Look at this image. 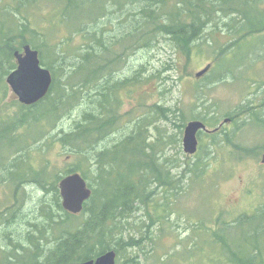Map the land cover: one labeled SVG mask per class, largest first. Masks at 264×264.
Wrapping results in <instances>:
<instances>
[{"label":"rangeland","instance_id":"1","mask_svg":"<svg viewBox=\"0 0 264 264\" xmlns=\"http://www.w3.org/2000/svg\"><path fill=\"white\" fill-rule=\"evenodd\" d=\"M11 1L3 0L0 7ZM256 1L264 8V0ZM59 5L56 0L40 1L31 16L40 32L37 41H43L41 35L47 36L48 47L43 49L46 61L52 54L57 56L54 70L59 86L50 95L58 105V111L53 112L56 115L23 126L24 105L7 83L8 76L0 81V131L13 125L12 135L19 138V148L11 152L7 143L10 136L0 134V158L5 160L10 155L0 166V259L7 247L30 248V239L36 242L38 238L45 250L54 246L59 233L51 230L43 206H51L50 219L54 221H60L63 213L52 206L53 188L48 183L76 165L81 166V175V170L87 172L88 184L96 186L98 181L94 159L85 162L60 143L64 133L73 131L84 114L94 109L96 89L95 84L85 83L87 71L74 74L83 61L80 48L84 42L79 35L70 39L69 24L60 23ZM218 12L189 55L166 37L153 47L124 52L123 44L117 42L115 55H110L113 60L120 58L112 67L114 74L112 69L105 78L108 93L116 94L118 100L113 105L119 123L99 147L110 148L142 130L147 144L162 141L156 156L160 163H166L172 176L168 187H152L155 193L149 204L141 205L129 224L124 223L122 236L126 240H139L148 230L152 239L144 240L141 248L122 251L121 263L134 258L140 264H234L231 253L224 252L216 241L217 226H236L242 217L264 213V122L260 121L264 119V33L238 41L240 36L231 35L227 26L240 23V17ZM123 19L125 12L118 8H111L108 17L100 19L104 25L99 28H103L111 46L123 32ZM208 66L209 71L198 78L197 74ZM123 81L126 85H116ZM161 108L167 119L157 114ZM192 121L203 122L211 132H200L198 152L188 155L183 139ZM215 133L216 142L209 136ZM227 135L230 143L225 142ZM23 137H28L31 145L25 163L37 172L44 171L46 190L35 181L23 182ZM88 157L96 156L92 152ZM198 162L206 168L201 178L195 176V170H189V165ZM167 203L165 221L152 222L151 217H156ZM82 221L73 222L80 225ZM243 230L254 233L249 227ZM252 235L232 229L226 238L233 245L241 244L248 256L253 247H258L260 262L264 260V226Z\"/></svg>","mask_w":264,"mask_h":264},{"label":"trees","instance_id":"2","mask_svg":"<svg viewBox=\"0 0 264 264\" xmlns=\"http://www.w3.org/2000/svg\"><path fill=\"white\" fill-rule=\"evenodd\" d=\"M2 1L0 0V5ZM40 1L47 0H12L11 3L0 7V81H4L5 77L17 68L14 55L18 51L22 52L25 45H30L39 52L41 64L46 66L53 75V84L49 94L34 106H23V126L29 124L31 120H34L36 124L41 123L42 119L48 118L47 116L54 117L53 112L58 111L57 103L54 98L51 101L50 97L59 86L57 72L54 70L57 56L52 54L50 61H46L43 49L48 47L47 36L41 35L43 41H39L40 43L37 41L40 32L33 26L31 17ZM56 1L60 3V23H67L70 26V39L79 35L84 42L80 48L83 51L80 55L83 61L74 74L87 71L84 77L85 83L95 84L96 89L94 109L84 114L73 131L64 133L60 138V143L69 148L74 155L82 156L85 162H91L94 159L98 181L96 186L88 184L92 189V197L85 203L82 213L73 215L64 211L58 186L65 177L78 173L81 166L70 167L63 177L59 175L52 183H48L47 179L42 177L44 171H39V173L36 169H32L30 163H25L30 158L31 145L28 137H23V182L35 181L45 190L44 183H48L47 185L53 188L52 206L58 208L60 213H63V217L60 221L50 219L52 217L49 210L51 206L44 204L43 212L46 213L49 224H52L51 230L53 233H59L55 238L54 246L45 250L41 247L38 238L36 242L30 239V248L25 249L20 246L21 250L17 247H7L6 251L3 249L5 255L0 259V264H79L95 260L111 250L117 253V264H138L139 262L134 258L121 263L122 251L128 248H141L144 240L152 239L151 233L148 230L139 240L131 237L126 240L122 236L124 227L129 224V219L133 218L141 205L146 206L152 200L151 197L155 193L152 187H168L172 176L165 166L166 163H160V159L156 156L162 141L147 144L142 130L138 133L133 132L123 140L115 142L110 148L99 147L115 132L119 123L117 108L113 105L118 100L116 94L108 93V81L105 79L112 71V67L119 63V57L116 60L110 58L112 53L115 55L114 46L117 42L123 44V52L137 48L144 49L153 47L160 38L166 37L178 50L189 55L194 43L203 36L208 25L214 22L213 15L216 12H222L226 16L232 15L235 18L240 17L243 23L240 21L237 25L227 26L231 35L240 36L239 41L250 34L264 33V8L256 0ZM111 8H118L120 12H125L126 17L121 24L123 32L117 35V41L112 46L105 38L103 28H99V25H104V22L101 24L100 21L108 17ZM124 25H126L125 29ZM65 43L64 41L61 45L64 46ZM61 60L65 62L63 57ZM118 83L126 85L127 81L117 82L116 85ZM71 88L74 89L75 86L71 85ZM64 91H66L65 88ZM161 110L162 112L157 111V114L161 118H166L164 109L161 108ZM260 121L264 122V119ZM14 127L13 125L7 126L5 131H0V134L10 136L7 143L9 148H12L11 152L14 148H19L17 147L19 138L12 135ZM209 136L216 142L218 133ZM226 141L230 143L228 135L225 138ZM92 152L96 157L89 158L88 154ZM148 152L154 154L151 155ZM5 160L0 158V166ZM19 161L21 159L17 160V163ZM201 166V162H198L193 166L189 165V170H195V176L201 178L206 172L204 170L206 168H201ZM81 172L88 181L87 172L85 170ZM58 181L59 183H56ZM167 207L169 204L161 208L156 217H151V221H165ZM81 218L83 221L78 225L76 222ZM75 220L76 222H73ZM263 226L264 213L242 217L236 226L220 223L217 226L219 229L215 238L223 246L224 252L231 253L234 264H264V260L257 261L261 256V250L258 247H253L252 255L248 256L241 244L233 245L226 238L232 229H240L245 234L256 235L257 230L262 229ZM248 227L252 228L254 233L243 230ZM146 228L149 229V226Z\"/></svg>","mask_w":264,"mask_h":264},{"label":"water","instance_id":"3","mask_svg":"<svg viewBox=\"0 0 264 264\" xmlns=\"http://www.w3.org/2000/svg\"><path fill=\"white\" fill-rule=\"evenodd\" d=\"M17 68L7 77V83L24 106H34L50 92L53 84L51 71L41 64L39 52L30 45H25L22 52L15 53ZM210 69L197 74L200 78ZM210 133L201 121H192L185 128L183 146L188 155H195L199 149L198 134ZM63 209L73 215H79L86 202L92 197V189L80 173L71 174L59 184ZM79 264H117V253L108 251L95 260Z\"/></svg>","mask_w":264,"mask_h":264},{"label":"flooded vegetation","instance_id":"4","mask_svg":"<svg viewBox=\"0 0 264 264\" xmlns=\"http://www.w3.org/2000/svg\"><path fill=\"white\" fill-rule=\"evenodd\" d=\"M264 162V161H263Z\"/></svg>","mask_w":264,"mask_h":264}]
</instances>
